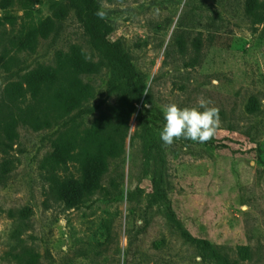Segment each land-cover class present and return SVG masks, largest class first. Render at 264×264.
<instances>
[{"label":"rangeland","instance_id":"1","mask_svg":"<svg viewBox=\"0 0 264 264\" xmlns=\"http://www.w3.org/2000/svg\"><path fill=\"white\" fill-rule=\"evenodd\" d=\"M60 1L28 0L25 14L0 0V20L17 33L26 20L54 19ZM101 4L109 39L123 41L144 87L123 149L107 158L96 192L68 205L53 200L40 169L57 127H18L15 167L0 183V264H264V0ZM74 48L100 59L69 11L34 51L16 52L11 70L0 66V98L8 82ZM80 78L95 88L73 113L84 130L120 97L109 67ZM200 98L219 109L215 136L163 144L161 109Z\"/></svg>","mask_w":264,"mask_h":264},{"label":"trees","instance_id":"2","mask_svg":"<svg viewBox=\"0 0 264 264\" xmlns=\"http://www.w3.org/2000/svg\"><path fill=\"white\" fill-rule=\"evenodd\" d=\"M57 3L54 19L38 23L26 20L17 33L6 29V22L11 23L12 19L0 20V66L11 70L17 61L16 52L34 51L37 40L46 38L55 28V21H62L69 11L74 13L100 59L89 61L81 49L74 48L67 54L59 53L55 65H40L5 85L0 98V183L15 167L17 158L12 152L19 143L18 127L37 131L55 126L53 149L43 158L40 169L53 200L73 205L96 192L107 158L121 153L129 119L144 87L123 41L109 39L113 30L110 21L97 15L102 10L101 0ZM17 4L28 14V0H2L5 9ZM103 66L111 69L110 92L118 94L120 102L111 104L109 115L101 116L93 127L80 129L74 124L73 113L95 96V88L80 77L99 72ZM137 118L144 120L141 110ZM73 168L77 169L78 178L73 176Z\"/></svg>","mask_w":264,"mask_h":264},{"label":"clouds","instance_id":"3","mask_svg":"<svg viewBox=\"0 0 264 264\" xmlns=\"http://www.w3.org/2000/svg\"><path fill=\"white\" fill-rule=\"evenodd\" d=\"M97 15L104 18L105 12L98 11ZM212 104L210 99L200 98L194 107L165 105L161 109L165 123L159 133L163 144L172 145L179 139L198 143L212 139L221 124L219 109Z\"/></svg>","mask_w":264,"mask_h":264}]
</instances>
